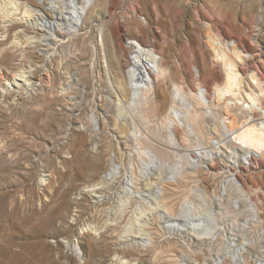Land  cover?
Returning <instances> with one entry per match:
<instances>
[{
	"label": "rangeland",
	"instance_id": "374dc122",
	"mask_svg": "<svg viewBox=\"0 0 264 264\" xmlns=\"http://www.w3.org/2000/svg\"><path fill=\"white\" fill-rule=\"evenodd\" d=\"M257 2L112 0L110 11L104 0H96V7L86 16L85 28L74 32L59 28L47 47V56L40 50L42 42L36 41L46 32L39 27L42 19L35 9L37 1L19 0L12 7L10 0H0V264H213L216 253L220 257L227 255L219 247L224 246L221 243L230 231L242 236L243 217L223 192L197 196L191 187L193 179L199 178L208 191L214 187L218 190V173L222 174L224 168L221 162L211 165L212 175L182 160L174 179L166 174L156 179L150 189L161 188L164 197L148 205L126 194L125 179L132 172L137 178V190L143 191L144 174L139 161L145 157V148L165 161L177 162L161 118L172 104L175 85L193 104L187 116L190 132L177 130L180 144L187 148L200 142L208 145L222 133L216 117L226 114L225 103L230 96L214 99L213 90L223 84L225 73L208 46L211 35L237 40L247 54L250 68L264 77V0L263 8ZM255 15L260 22L253 20ZM104 23L115 36L113 39L105 35V50L100 44V27ZM255 36L259 46L251 41L250 37ZM131 38L143 46H153L162 57L165 72L155 93H146L137 110L132 109L137 113L133 125L119 111L118 96L109 82L111 75L121 96H130L125 43ZM106 56L109 68L104 63ZM242 71L250 81L247 87L256 92L249 73ZM18 74H22L18 76L22 80L15 77ZM199 88L207 89L209 99L213 98L209 105L196 102L194 92ZM233 119V124L239 126L238 116ZM132 129L136 137L131 135ZM83 159L96 164L88 163L91 166L87 168L88 161ZM122 163L127 165L125 171L114 177L103 176L114 164ZM262 169L264 159L254 173L247 176L243 171L240 180L248 189L264 188ZM96 181H101L102 186L91 192L108 197L105 206L96 202L92 193L78 192L79 187ZM186 197L215 214L218 226L209 239L202 241L192 235L191 240L164 224L162 208L175 214ZM137 202L141 204L140 211H136ZM77 209L87 210L77 217ZM65 239L73 241V245L66 247ZM181 242L189 250L184 255ZM76 245L83 254H77Z\"/></svg>",
	"mask_w": 264,
	"mask_h": 264
},
{
	"label": "bare ground",
	"instance_id": "6f19581e",
	"mask_svg": "<svg viewBox=\"0 0 264 264\" xmlns=\"http://www.w3.org/2000/svg\"><path fill=\"white\" fill-rule=\"evenodd\" d=\"M10 1L12 3V7H16L19 4V0H10ZM36 1L38 3V6L35 7V9L38 10V13L42 19V22H39L40 24L39 27L40 29L46 31L45 33H42L40 37L36 38L37 39L36 41L42 42L43 47L41 46L40 50L45 52L47 56H48L47 47L50 46L52 39L55 38V33L57 32V30L59 28H64V30L66 31L74 32L76 30L85 28L86 16L88 15L89 11H91L96 7V0H36ZM104 1H105L104 5H106L105 7H108L110 11H113L112 0H104ZM256 1H258L257 3L261 4V7L263 8L262 6L263 0H256ZM222 3L226 4L225 2ZM48 16H50V18ZM257 16L258 15H255V18L253 20L256 19L258 21L259 18H256ZM259 17L261 18V15H259ZM108 21L109 20L107 19V22ZM138 31L141 32L142 30L138 28ZM100 34H101L100 44L102 46V49L105 50L106 43L104 37L105 35L109 34L114 39L115 37L114 30H111L108 27V23H104L100 27ZM211 36L212 37H209L207 39L208 46L213 51L215 60L221 62L223 71L225 73L223 84L217 85L213 90L215 94L214 99L218 98V100H221L227 96H230L229 100L225 103V108H227L226 114L223 116V118L220 119L219 117H216L217 122L220 121V125L222 127V133L212 138L208 145H203L200 142L198 145L194 146L193 148H189V147L187 148L180 144L177 130L178 128H184L187 133L190 132V126L189 123L187 122V116L189 115L188 113L190 108L191 109L193 108V104L188 102L187 94H185L178 85H175L174 93L172 97V104L168 109V111L166 112V114L161 117L162 120L165 122V124L163 121L161 123L164 124L165 128L169 132L168 134L170 141L169 146L175 149L173 150V152L177 155V157L175 156L177 162L173 163V162L165 161L162 158H159L158 155H156V153L152 151V149L145 148L143 150L145 157L142 158V160L140 158L139 161L140 162L139 166L141 168L142 173L144 174V175L142 174L143 175L142 182L144 185L143 191L137 190L138 182L136 176H134L132 172H130L131 174L129 175L126 173L127 177L125 179V190L128 193L125 190L124 191L128 195L131 194V196L136 197L137 199L139 198L142 201L146 202L147 205L151 204L152 200H157L158 198L164 197L161 188L157 190H156L157 187H155L153 190L150 189L154 185V182L156 183V179L162 178L163 174H166V177H168L169 179L170 178L174 179L175 174L180 172L181 170L182 160L189 162L191 167L194 168L195 170L203 169L204 171H206V165L208 164V162H213V159H218L220 162L233 161L234 163L240 162L243 164H245L247 160L250 163L251 162L254 163L252 167L247 168V170H245V174L248 176L249 173L250 174H252V172L254 173V171L258 168L260 161L264 159L263 157L259 160V156L264 155V106H263L264 103H262V100L264 98V79H263L264 77L261 76L257 71H255V69L252 70L250 68V63L248 62L249 60L246 59L247 54L243 48L241 49L237 40L234 41V43H227L226 42L227 40H224L222 38L223 36L220 34L211 35ZM257 37L255 36L250 38L251 41L255 42L256 45L259 46L260 45L259 39ZM209 40H211L212 44L209 43ZM125 48L129 53V67L127 69V78H128L129 87L131 89L130 96L127 98L121 96L118 89L119 86L116 84L115 80L111 75L109 76L111 78V81L109 82L112 83V86L114 87L115 90L114 93H116L118 96L117 107L119 111L126 114L129 120L127 122L133 125L135 124V114L137 113L134 114L132 112V109L137 110L140 101H142V99L146 97V93L148 92L155 93L158 86L157 82L159 81L160 77H163L165 72L161 66L162 57L157 53V51L153 46L152 47L143 46L141 44V41L139 42L135 40V38L134 39L131 38L125 43ZM104 63H106L105 67L109 68V59L107 56L104 59ZM242 69L245 70L247 74L249 73L248 74V76L250 77L249 80H251V82L254 83L257 87L256 92L253 89L251 90V88H249V85L247 87L246 83L250 81H246L245 76L242 73L243 72ZM196 71L197 73H199V69H197ZM19 75L22 74L15 75V77L16 76L18 77ZM198 75L199 74H197V76ZM18 79L22 80V78L20 77H18ZM194 93L196 94L195 96L196 102L202 105H209L213 101V98L209 99L210 97H208L207 89L205 88H203V90L199 88L198 91ZM178 103L181 104V107L177 106ZM183 108L187 110H183ZM235 115L238 116L237 123H239V126L237 125L235 126L233 124L234 123L233 118L235 117ZM130 133L135 137L138 135L135 129H132ZM79 142H80L79 144L82 143V138L79 140ZM231 142L234 143L233 145L234 147L233 146L227 147L226 144ZM235 143L238 145H236ZM94 158L96 159V156ZM87 161H88L86 164L88 165L87 168L88 167L90 168V166L93 165V162L95 163L94 160L93 162L91 160H87ZM88 163L91 165H89ZM123 163L114 164L113 167L111 169H108V171L103 176L114 177V175H116L119 171H125L127 165H124ZM80 167L83 168L84 165L82 164L80 165ZM94 168L96 167L94 166ZM224 168L225 169L221 171L222 174L218 173V176L220 178L219 180H221V183H219L218 190L217 187H214L212 188V190L208 191L204 186L200 184L199 178L197 179L194 178L193 184H191L192 189L198 194L197 196L206 193L214 195L217 191H220L221 193L223 192V194H225L228 197L229 202H232L231 205L233 206V208L236 209V211L240 213L241 216L243 217L241 221V232H243L242 236H240V234L236 232L233 233L232 231H230L229 234H226L224 237L225 242L223 241L221 243L224 246H222V248L220 246L219 251L221 249V252H226L227 255L220 257L219 253H216L213 258V264H256L255 262H257V264H264V217H263L264 206L262 207V204L264 205V197H263L264 190H262V186L261 187L252 186L251 189H248L245 183L241 181L239 182L236 181L234 177L235 171H233L232 169L228 170L229 166L227 165H225ZM259 169H261V166H259ZM261 171H264V169H262ZM206 172L211 173V170L208 169V171ZM256 173H259L258 170L256 171ZM83 174H85V172ZM211 174L213 175V173ZM155 175L156 178H153V176ZM101 184H102L101 181H96L95 183L90 185L86 184L82 187H79L78 192L80 191V194L81 192L83 193L87 191L88 193L89 192L92 193L91 192L92 190L94 191L101 188L102 186ZM215 185L218 184L216 183ZM69 195L70 194H68V196ZM91 195H93L96 198V202H98L99 204H103V203L105 204L106 202L104 201H107L108 198L105 195L99 194L97 192H93ZM74 198H76V195ZM137 203L138 204L136 206V211L138 210L140 211L141 204L139 202ZM201 206H203V204H201ZM77 211H80L79 213L78 212L76 213L77 217H81L83 214H85L83 213L85 212L83 209L81 210L77 209ZM161 211L162 212L160 214L161 217L163 218V222L166 226L169 227V229L179 231V235H185L188 238L190 237L191 240H193V236L197 237L202 241H204V239H209L208 236L211 237L215 233V230L217 229L218 226L216 216L212 210L201 209L200 207L197 206L196 202L193 199L191 200L187 197L181 201L175 214L169 213V211L165 207L162 208ZM244 219L245 222H243ZM136 223H138L137 224L138 226L139 224H141L139 223V220ZM140 227L139 229H142L141 225ZM181 232L183 234H181ZM70 239L67 240L65 239L66 241H63L66 247L72 244L73 241L71 242ZM97 239L99 240V238ZM145 240L147 241L146 238ZM92 242L93 241H91L90 243ZM180 245L182 248L181 250L184 251L183 255L185 254V252L189 251L186 250L188 247L185 246L184 242ZM75 249L77 251V254L81 255L82 251L80 245H76ZM191 250L192 248H190V251ZM82 263L83 262L81 261V264Z\"/></svg>",
	"mask_w": 264,
	"mask_h": 264
},
{
	"label": "built area",
	"instance_id": "2783aa9c",
	"mask_svg": "<svg viewBox=\"0 0 264 264\" xmlns=\"http://www.w3.org/2000/svg\"><path fill=\"white\" fill-rule=\"evenodd\" d=\"M224 39V38H223ZM129 39H127L126 40V42L128 41ZM224 40H227L226 42L227 43H234V41H236V40H233V39H224ZM229 40H231V41H229ZM258 117V116H257ZM264 157V155L263 156H259V160L261 159V158H263ZM262 161V160H261ZM218 162H220L218 159H213V162H208V164L206 165V171H208V169H210L211 170V165H214V164H216V163H218ZM221 163L223 164V167H225V165H227V166H229V168H228V170H230V169H232L233 171H235V175H234V177H235V179H236V181H241L240 179V175L243 173V171H245V170H247V168H250V167H252L253 165H254V163L253 162H249V161H247L246 160V162H245V164H243V163H240V162H237V163H234L233 161H231V162H222L221 161ZM243 167H244V169H243ZM223 169H225V168H223ZM222 169V170H223ZM249 170V169H248ZM242 182V181H241ZM261 187V186H260ZM262 190H264V188L262 187ZM263 197H264V193H263ZM264 205L262 204V207H263ZM181 244H182V242H181ZM256 264H257V262H255Z\"/></svg>",
	"mask_w": 264,
	"mask_h": 264
}]
</instances>
